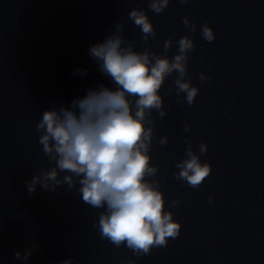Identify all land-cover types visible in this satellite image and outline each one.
Segmentation results:
<instances>
[{"label": "clouds", "instance_id": "obj_1", "mask_svg": "<svg viewBox=\"0 0 264 264\" xmlns=\"http://www.w3.org/2000/svg\"><path fill=\"white\" fill-rule=\"evenodd\" d=\"M178 2L185 5L190 0ZM169 3L170 0H148L147 10L159 15ZM128 19L140 29L139 39L145 45L156 39V30L145 9H131ZM181 19L189 33L197 31L189 16ZM125 27L123 21L116 22L101 42L88 48L98 71L113 86L101 83L87 89L82 98H75L67 105H53L42 112L35 133L50 166L35 172L24 183L29 196L35 194L37 186L53 193L64 186L75 189L84 204L103 209L93 223L100 238L142 257L153 248L167 247L169 238L176 239L182 227L174 219V213L166 209L160 181L155 179L159 167L151 163L157 123L153 113L160 120L168 114L161 89L175 73L174 91L181 106H192L200 89L192 85L190 77L186 79L189 55L196 48L194 39L189 35L180 37L176 41V54L170 58L150 47L136 50V41L125 38ZM199 27L203 40L208 43L216 40V32L207 22ZM172 46L173 40L166 39L164 52ZM73 75L86 77L88 69L77 67ZM198 76L201 83L207 81L211 86V77L204 72ZM172 91L168 89L169 94ZM190 130L191 125L186 122L184 131ZM184 139L185 157L175 164L179 171L174 177L198 189L212 172L211 164L200 159L208 145L200 143L198 154L190 139L187 136ZM158 143L167 145L168 137H160ZM207 202L211 204L213 197L209 196ZM179 204V200L171 201L172 207ZM37 248L38 244L33 242L23 252L16 251L13 260L27 262ZM74 259L68 257L58 264H74ZM128 264L135 261L128 260Z\"/></svg>", "mask_w": 264, "mask_h": 264}]
</instances>
